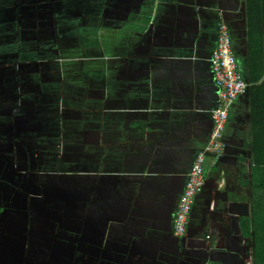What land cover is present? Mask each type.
I'll return each mask as SVG.
<instances>
[{"label":"crops","instance_id":"0c3cea01","mask_svg":"<svg viewBox=\"0 0 264 264\" xmlns=\"http://www.w3.org/2000/svg\"><path fill=\"white\" fill-rule=\"evenodd\" d=\"M221 21L250 87L228 108L226 149L214 164L207 154L177 238L219 102ZM263 181L264 0H0L4 227L25 213L26 230L57 232L49 251L75 246L79 264H244Z\"/></svg>","mask_w":264,"mask_h":264},{"label":"built area","instance_id":"2783aa9c","mask_svg":"<svg viewBox=\"0 0 264 264\" xmlns=\"http://www.w3.org/2000/svg\"><path fill=\"white\" fill-rule=\"evenodd\" d=\"M214 83L219 90V102L211 111V129L209 142L200 152L190 167L187 182L174 215L173 235L177 238L187 236V230L192 215L193 206L197 195L206 183L205 164L207 154L212 156V163H216L223 155L226 145L222 135L227 123L228 108L239 96L248 91L250 85L243 79L238 70L237 60L233 53L232 38L229 27L221 21L218 28V41L210 58ZM244 264H252L249 259H244Z\"/></svg>","mask_w":264,"mask_h":264},{"label":"rangeland","instance_id":"374dc122","mask_svg":"<svg viewBox=\"0 0 264 264\" xmlns=\"http://www.w3.org/2000/svg\"><path fill=\"white\" fill-rule=\"evenodd\" d=\"M23 199L18 200V206L21 208ZM26 214L17 211V224L13 228L4 227L0 223V264H79L76 256L75 246H67L63 251H49L46 240L54 238L57 232L41 230V232H32L26 230ZM37 234L43 242L39 251L35 254L30 253L32 235ZM74 238L72 235L67 239ZM19 253V256H18Z\"/></svg>","mask_w":264,"mask_h":264},{"label":"trees","instance_id":"16d2710c","mask_svg":"<svg viewBox=\"0 0 264 264\" xmlns=\"http://www.w3.org/2000/svg\"><path fill=\"white\" fill-rule=\"evenodd\" d=\"M258 188L264 191V181L260 183ZM257 201L256 205L254 204L253 224L251 225L248 220L245 222L248 221L249 225L244 222L246 229L244 235L250 236L249 231L253 232L251 236L253 240L252 264H264V194Z\"/></svg>","mask_w":264,"mask_h":264}]
</instances>
